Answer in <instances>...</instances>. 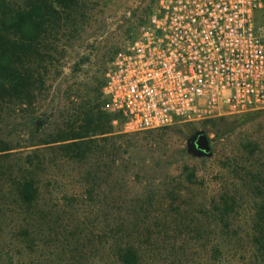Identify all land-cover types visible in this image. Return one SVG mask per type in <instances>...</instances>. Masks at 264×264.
I'll return each instance as SVG.
<instances>
[{
    "label": "rangeland",
    "instance_id": "374dc122",
    "mask_svg": "<svg viewBox=\"0 0 264 264\" xmlns=\"http://www.w3.org/2000/svg\"><path fill=\"white\" fill-rule=\"evenodd\" d=\"M85 1L86 20L75 38L66 42L68 46L48 76L47 89L34 104L38 123L47 120L42 137L70 134L79 127H89L87 131L92 132L104 125L105 134L90 137L104 175L100 182L103 193L122 195L126 206L134 205L139 196L159 200L166 189L177 191L175 201L165 196L164 207L156 201L159 209L141 217L148 230L126 231L128 236L140 240L148 236L154 245L159 244L145 250L146 264H264L256 258L253 246L258 222L255 211L262 198L257 189L264 192V109L156 130L126 131L123 120L105 109L107 102L101 92L105 71L156 12L160 0ZM255 19L264 35V6ZM84 112L90 114L83 116ZM198 132L210 138L211 155L190 151L188 140ZM9 139L14 144L19 140L15 136ZM27 151L12 152L20 158ZM89 166L69 165L53 172L54 179L63 181L58 188L81 190L85 181L80 170L87 172ZM241 177L249 182L240 181ZM226 194L235 198L234 208L222 220L215 213ZM169 205L176 211L165 208ZM115 217L133 219L123 212ZM181 224L185 227H178ZM165 238L171 239L174 249L161 246L159 240ZM185 244L190 248L183 249ZM40 250L32 253L22 248V253L13 254L12 264H55L43 260ZM87 264L106 263L97 255Z\"/></svg>",
    "mask_w": 264,
    "mask_h": 264
},
{
    "label": "trees",
    "instance_id": "16d2710c",
    "mask_svg": "<svg viewBox=\"0 0 264 264\" xmlns=\"http://www.w3.org/2000/svg\"><path fill=\"white\" fill-rule=\"evenodd\" d=\"M85 3L0 0V264H12L13 254L22 253V248L32 253L41 248L43 260L55 264H87L97 255L106 264H146L145 250L159 244L154 245L148 236L142 240L128 236L126 231L148 230L141 217L159 209L154 202L162 208L165 196L173 201L177 196V191L166 189L159 200L144 195L136 197L134 205L125 206L122 195L103 193L100 182L104 175L90 137L105 134L104 125L92 132L87 131L89 127H79L70 134L42 137L47 120L38 123L34 104L47 89L48 76L68 46L66 42L75 38L85 22ZM12 136L19 138L15 144L9 139ZM23 148L29 151L20 158L12 152ZM69 165L79 169L90 165L87 172L80 170L85 182L79 191L59 189L63 181L54 179L53 172ZM240 181L246 183L249 178ZM257 190L262 198L255 211L258 224L253 246L256 258L264 261V192ZM234 200L223 195L215 214L225 219ZM122 212L133 219L117 220L115 216ZM101 222L104 226L98 227ZM159 243L167 249L175 247L168 238ZM26 257H30L28 253Z\"/></svg>",
    "mask_w": 264,
    "mask_h": 264
},
{
    "label": "built area",
    "instance_id": "2783aa9c",
    "mask_svg": "<svg viewBox=\"0 0 264 264\" xmlns=\"http://www.w3.org/2000/svg\"><path fill=\"white\" fill-rule=\"evenodd\" d=\"M264 0H160L108 64L105 109L128 132L264 109Z\"/></svg>",
    "mask_w": 264,
    "mask_h": 264
},
{
    "label": "water",
    "instance_id": "95a60500",
    "mask_svg": "<svg viewBox=\"0 0 264 264\" xmlns=\"http://www.w3.org/2000/svg\"><path fill=\"white\" fill-rule=\"evenodd\" d=\"M190 151L195 154L211 155V140L204 132H198L188 140Z\"/></svg>",
    "mask_w": 264,
    "mask_h": 264
}]
</instances>
